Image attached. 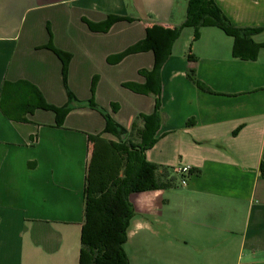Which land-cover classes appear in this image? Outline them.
<instances>
[{
    "label": "crops",
    "instance_id": "crops-1",
    "mask_svg": "<svg viewBox=\"0 0 264 264\" xmlns=\"http://www.w3.org/2000/svg\"><path fill=\"white\" fill-rule=\"evenodd\" d=\"M215 1L235 26L261 28L251 40L264 44V0ZM186 7L0 0V99L4 83L26 81L48 104L69 108L57 125L52 111L14 121L0 106V264H81L95 138L118 141L155 104L156 96L123 86L144 83L139 72L152 69V52L120 55L151 28L177 30ZM232 45L219 28L203 27L193 39L184 27L160 67V124L145 157L192 173L180 174L175 188L129 196L130 264H264V47L239 59ZM54 49L70 55L64 72Z\"/></svg>",
    "mask_w": 264,
    "mask_h": 264
},
{
    "label": "trees",
    "instance_id": "trees-1",
    "mask_svg": "<svg viewBox=\"0 0 264 264\" xmlns=\"http://www.w3.org/2000/svg\"><path fill=\"white\" fill-rule=\"evenodd\" d=\"M93 28V26H90ZM191 27L193 39L200 35L203 27H216L233 38L232 56L239 59H254L264 44H257L251 37L261 28H243L232 24L221 12L215 0H187L185 18L174 32L154 29L147 30L145 37L128 48L120 57L131 53L151 51L154 58L150 71L142 70L144 83H125L124 87L137 94H152L155 97L153 112L138 115L131 130L118 141H102L95 138L84 189V226L80 242L81 264H130L124 251L127 230L134 209L129 196L135 193L175 188L184 175H175L174 168L159 166L148 161L145 150L152 146L159 128L158 95L160 93L159 70L170 55L171 46L180 29ZM95 28V27H94ZM61 59L63 72L70 55L53 50ZM188 78L195 85L208 90L195 79L194 73ZM88 105L96 108L92 102ZM4 115L14 121H25V115L35 109L52 111L57 125L69 108L48 104L39 90L26 81L4 83L0 99ZM190 124V121L187 122ZM113 123L106 118L105 132H112ZM123 135V133L121 134ZM120 135V136H121ZM192 173V169L187 176Z\"/></svg>",
    "mask_w": 264,
    "mask_h": 264
},
{
    "label": "built area",
    "instance_id": "built-area-1",
    "mask_svg": "<svg viewBox=\"0 0 264 264\" xmlns=\"http://www.w3.org/2000/svg\"><path fill=\"white\" fill-rule=\"evenodd\" d=\"M191 170L190 167L188 166H183V167H178V168H174L173 171L176 174H188V172Z\"/></svg>",
    "mask_w": 264,
    "mask_h": 264
},
{
    "label": "rangeland",
    "instance_id": "rangeland-1",
    "mask_svg": "<svg viewBox=\"0 0 264 264\" xmlns=\"http://www.w3.org/2000/svg\"><path fill=\"white\" fill-rule=\"evenodd\" d=\"M58 57V56H57ZM59 58V57H58ZM59 60L61 61V59L59 58ZM61 63H62V61H61ZM112 110H114V106H112ZM132 223H133V219H131L130 220V225L129 226H131L132 225Z\"/></svg>",
    "mask_w": 264,
    "mask_h": 264
}]
</instances>
